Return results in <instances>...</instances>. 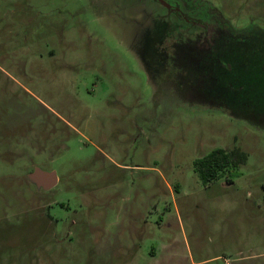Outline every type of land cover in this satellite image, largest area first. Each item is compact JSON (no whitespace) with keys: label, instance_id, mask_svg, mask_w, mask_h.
I'll return each instance as SVG.
<instances>
[{"label":"rangeland","instance_id":"rangeland-1","mask_svg":"<svg viewBox=\"0 0 264 264\" xmlns=\"http://www.w3.org/2000/svg\"><path fill=\"white\" fill-rule=\"evenodd\" d=\"M164 1L200 23L155 0H0V264H264V124L204 66L264 36V0ZM235 148L246 164L204 185L195 162Z\"/></svg>","mask_w":264,"mask_h":264},{"label":"trees","instance_id":"trees-1","mask_svg":"<svg viewBox=\"0 0 264 264\" xmlns=\"http://www.w3.org/2000/svg\"><path fill=\"white\" fill-rule=\"evenodd\" d=\"M239 35L235 41L239 43L211 57L204 66L210 64L214 69L211 82L219 88V92L212 93L214 98L222 104L235 103L233 112L228 109L236 116L264 124V36ZM247 160L248 154L240 148L216 149L198 159L195 166L201 182L208 185L225 177L229 169H239Z\"/></svg>","mask_w":264,"mask_h":264},{"label":"water","instance_id":"water-1","mask_svg":"<svg viewBox=\"0 0 264 264\" xmlns=\"http://www.w3.org/2000/svg\"><path fill=\"white\" fill-rule=\"evenodd\" d=\"M163 5L170 7V5L165 2L164 0H158ZM30 178L35 182L37 180L36 185L38 187L43 188H52L56 185V175L55 174H48L39 170H36L35 173H33Z\"/></svg>","mask_w":264,"mask_h":264},{"label":"flooded vegetation","instance_id":"flooded-vegetation-1","mask_svg":"<svg viewBox=\"0 0 264 264\" xmlns=\"http://www.w3.org/2000/svg\"><path fill=\"white\" fill-rule=\"evenodd\" d=\"M155 1H157V2H159L158 0H155ZM160 3V2H159ZM170 5V7H168L169 9H171L172 11H173V13H175V15L179 18V19H181V20H183V21H185V22H187V23H192V24H198V23H200L199 21H196V20H194V19H192L190 16H188V15H186V14H183L180 10H176V7H175V5H173V4H169ZM190 50H192V49H190ZM193 50H195V49H193ZM190 58V57H189ZM193 60V59H192ZM195 62H196V59L194 60ZM202 62L203 61H201V62H199V64H200V66H202ZM189 63H190V61H189ZM194 82L196 83V84H198V85H200V87H202V83L201 82H198V80H197V77L194 79ZM202 89V88H201ZM202 93V92H201ZM202 94H204V93H202Z\"/></svg>","mask_w":264,"mask_h":264},{"label":"bare ground","instance_id":"bare-ground-1","mask_svg":"<svg viewBox=\"0 0 264 264\" xmlns=\"http://www.w3.org/2000/svg\"><path fill=\"white\" fill-rule=\"evenodd\" d=\"M35 182H37V180H35ZM38 183V182H37Z\"/></svg>","mask_w":264,"mask_h":264}]
</instances>
